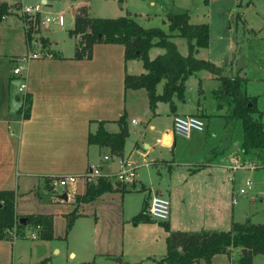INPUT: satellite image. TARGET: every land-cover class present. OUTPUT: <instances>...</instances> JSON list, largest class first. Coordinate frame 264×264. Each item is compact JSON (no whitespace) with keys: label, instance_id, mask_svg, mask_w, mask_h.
Wrapping results in <instances>:
<instances>
[{"label":"rangeland","instance_id":"rangeland-1","mask_svg":"<svg viewBox=\"0 0 264 264\" xmlns=\"http://www.w3.org/2000/svg\"><path fill=\"white\" fill-rule=\"evenodd\" d=\"M16 1L8 0L11 14L0 25V57L11 64L5 68L7 72L11 71V73L15 64L11 59L24 57L28 51L26 29L24 30L23 27L25 17L22 16L21 8L41 3V0H22L20 8H18L13 6ZM47 1L49 5L44 7L45 13L37 17L35 21L27 22V26L31 28L32 32L31 50L46 49L47 44L43 41L45 39L51 42L53 50L61 51L64 57H72L75 53V41L69 36V31L73 28L74 18L78 14L77 9L81 5L70 0ZM250 1L251 3H249ZM124 2L122 6L129 12L135 13L157 12L154 10L160 9L158 5L162 4L159 0H155L154 6L149 5L150 0H125ZM174 2L173 5L165 7V15L167 13H182L187 10L189 14L198 19V13H201L198 7L206 11L201 21L206 22L209 27L208 48L199 50L197 58L208 57L209 60H216V66L219 65L218 67L223 69L225 75H229L231 72L232 75L238 73L240 77H244L245 91L255 98L257 109L261 112V121L264 123V0H208V2L206 0V6L203 5V0H174ZM87 3L89 14L94 18L114 19L122 15L121 6L117 0H87ZM197 3L200 6L196 5ZM61 11H64L62 26L56 23L41 24L46 14L51 17ZM193 22L198 21L193 20ZM137 23L142 28L150 26V28L156 27L163 30L159 21L151 23L138 21ZM227 28L231 30L230 36ZM231 36L236 48L234 46L232 64L229 65L225 51L227 40ZM170 40L176 44L181 53L185 52L184 39L171 35ZM160 50L162 51L159 48H151L148 58L153 59L161 53ZM36 61L38 60L31 61L29 66ZM132 63L141 66L139 61ZM196 75H192L186 80L183 99L185 104L181 105L182 100L174 99L173 101L175 105L183 109L177 110L178 113L192 111L195 107ZM158 86L156 91L161 92V87ZM203 88L205 89L204 86ZM211 90L210 88L206 89L204 97L199 98V106L210 117L207 132H192L188 139L175 135L170 146H163L155 140L158 130L171 131V113L168 104L158 102L152 113L145 100L143 112L146 113V117L137 108L134 112L136 116L132 117L136 124H130L131 117H128V136L125 139L123 154L124 156L130 154V159L137 168L134 185L129 183L122 186L125 189L122 195L116 191L110 194L115 200L111 201L113 210L106 209L98 212V215L104 218L105 232L107 225L115 226L118 229L115 235H118V244L122 243L123 250L121 257L123 261L120 264H125V261L129 264H155L152 258L158 259L164 255L163 222L151 220L133 222V218L140 212L143 202L148 197L149 191H157L168 200L169 215L166 221L171 218L172 227L177 230L171 232H196L200 226L204 230L227 232L230 231L232 223H242L244 220H248L252 224H264V172L262 169L264 154H259L258 158L252 156L247 159L256 165L255 169H250L249 166L234 171L222 169L223 165L229 163L234 155L241 156L242 133L239 121L232 124L228 147L212 162L214 167L211 168L217 175L215 187H211L209 182H205V172H190L194 166L202 162L204 146L211 148L220 144L219 141H224L220 129L221 117L215 116L224 115L226 108H216ZM134 100L139 104L136 99ZM254 116L256 117V114ZM108 129L110 130L111 127ZM144 145L147 146L146 149H144ZM90 158L91 156H89V160ZM92 160L94 163L91 167L96 166L95 159ZM245 162L243 164H247ZM144 163H147V166H144ZM110 167L111 173H113L115 163L112 162ZM229 177L233 178L232 181L228 180ZM202 178L205 179L204 183ZM245 181H249L250 184L246 186ZM112 183H114L113 179ZM179 189L184 190L182 196L179 194ZM240 189L243 190V193H239ZM82 191L83 186L78 185L75 191L68 193L67 203H58L65 207V211H71L75 205L74 196L82 194ZM62 192V189L54 191L56 195ZM30 194L40 201H46L55 195L51 191L38 193L35 190H31ZM208 211L212 213L213 218H204V212ZM25 229L27 230L24 231ZM25 229L18 228L21 233L15 240L14 264H73L80 263L85 258H88L91 264H118L112 261L111 256L97 254L99 250L104 252L108 246L107 242L103 241L102 243L100 238L93 234L92 218L76 221L67 238L65 222L61 220H57L55 223V238L53 240L32 239L30 233L36 228L27 226ZM22 234L24 236L20 237ZM8 249L12 250V247L8 246ZM71 253L74 254L72 258L69 257ZM239 258L238 253L232 257L220 254L213 258L211 264H238ZM198 264H203V262L199 261ZM252 264H264V257L253 256Z\"/></svg>","mask_w":264,"mask_h":264},{"label":"crops","instance_id":"crops-1","mask_svg":"<svg viewBox=\"0 0 264 264\" xmlns=\"http://www.w3.org/2000/svg\"><path fill=\"white\" fill-rule=\"evenodd\" d=\"M21 1L22 0H17L16 3H20ZM124 1L125 0L120 2L117 1L121 6L120 10L122 12V15L119 17H129L133 18L136 22L143 21L145 23L159 21L163 30L167 29L165 7L171 4L173 5L175 3L174 0H159L162 3L158 5V8H160L161 11L158 9L154 10L157 12L146 11L143 13L129 12L127 8L122 6V4L125 3ZM205 1L206 0H203L204 6H206L208 0L207 2ZM3 2H6L10 7L8 0H0V3ZM72 2L81 5L77 9L78 13L82 9L90 16L87 0H75ZM154 2L155 0H150L149 5L154 6ZM41 3H46L47 6L49 5L47 0H41ZM249 3H251V1ZM196 5L199 4L197 3ZM198 8L201 10V13H198V19L196 16V18H194L193 15L185 10L189 16V23L193 25L201 23L207 24L206 22L201 21L202 17L205 16L206 11H204V9L202 10L201 7ZM6 18L7 17H5V19ZM5 19H3V21H5ZM193 20L198 22H193ZM3 21L0 25H2ZM148 28H150V26H148ZM229 28H227V32L230 36L231 30H229ZM171 35H175L176 37V32L171 33ZM73 40L76 41L74 38ZM46 41V49L53 53V57L51 59H39L35 63L33 62V64L29 66L28 72L25 76L26 91L31 101L30 114L27 119L21 114V100L18 89L22 81L19 77L13 76L11 71L7 72L5 70L6 66L8 67L11 64H8L6 59L0 57V191L14 192L16 219L37 214L52 215L55 238L56 221H64L66 228L67 215L71 212L65 211V207L58 203L66 202V200L63 199V196L66 194H55L51 199L40 201L30 194L31 190H35L38 193L45 191L42 188V183H44L45 179L48 177L83 174L89 167H91L92 163H94L92 162V159H95L96 166H101L103 171L110 173V164L112 162L104 161V157H109L110 159L113 157L105 148L88 145L87 138L89 134L96 132L100 122H104V128L107 132L116 133L118 131L116 120L121 114H124L126 124L128 123V117H131L129 120L130 124H136L134 118H132L136 116V113H134L136 108L140 109L142 114H144V117H146V113L143 111L145 110L144 104L145 100L147 101V97L145 91L142 89L124 90V75H139L143 70L141 66L133 65L132 62L138 60L124 61L123 47L121 45L96 44L93 47L92 57L86 61L75 60L74 54L72 57H64L61 51L56 52V50L52 49L49 40ZM226 46L225 55L227 63L229 62V65H231L232 51L236 48L232 36L227 40ZM198 51L195 54L196 58ZM178 52L184 56L186 55V48L184 53H181L179 50ZM162 53L163 50L160 54ZM15 58L11 59V61H14ZM198 59L208 60L213 64L216 63V60H209L208 57L205 59ZM52 61L56 63H50ZM192 75H196L195 107H193L194 109L192 111L178 113L177 110L181 111L183 109L175 105L173 102L174 109L173 111H170L171 121L174 116H197L204 123L205 131L203 130L202 132L205 133L207 132L210 117H208L203 108L199 106V98L204 97V91L206 89H216L219 82L205 71H198ZM226 76L233 75L230 72V74ZM158 85L157 86L161 87L162 90V83ZM156 93L160 94L161 92H158L157 90ZM248 96L251 97L250 95ZM134 99H136V102H139V104L135 103ZM184 104L185 101L182 100L181 105ZM222 115L223 114L215 117H221ZM256 118L263 123L261 121V112L256 115ZM109 127H111L110 130L108 129ZM155 140L163 146H170L174 141V135L170 133V130L160 129L157 131ZM146 148L147 146L144 145V149ZM89 156H91L90 160ZM118 158H130V154L124 156L122 151V155ZM212 162L205 165L197 172H205L204 178L206 181L202 178V182H209L211 187H215L217 183V175L211 168L214 167ZM244 162L245 160L242 155H234L229 163L223 165L222 169L229 171L228 168L236 164L249 167L254 165L253 162L248 161L245 162L247 164H243ZM253 169H255V167ZM229 178H231L232 181L233 178ZM134 181L135 179L131 183L132 186L134 185ZM111 184V193L103 195L95 202L80 205L79 210L84 213L85 216L77 218L74 221L73 226L76 221L92 218L93 234H95V237L97 236V238H100L102 243L103 241L105 243L107 242L108 246L104 252H100L101 250H99L97 251V254L111 256L113 258L112 261L120 264L123 261L121 259L123 256V250L122 243L118 244V235H115V233L118 232V229L115 226L110 227L107 225V231L105 232V225L103 224L104 218L98 215V212L105 211L106 209H114L111 204V201L114 199H112L110 194L116 191L122 195L125 191L122 187L125 185H119L117 183ZM142 189H144V187H142ZM84 190L85 187L83 186V193ZM155 194L160 195L157 191H149V195L145 200L147 204L150 197ZM179 194L182 196L184 190L179 189ZM73 206L75 207V205ZM206 217L213 218V215L209 211L204 212V218ZM171 221V218L168 221H165L169 230L177 231L172 227ZM26 230L27 229L24 231ZM199 230H204V228L200 226ZM70 231L65 233L66 238ZM23 236L24 235L22 234L20 237ZM166 236L167 233L165 232V237ZM111 238L113 244L111 243ZM8 246H11L12 250L8 249ZM14 247L15 241L14 243L9 241L7 236L0 239V264H14ZM237 253L240 254L241 250L230 249L227 256L232 257ZM73 256L74 254H69L70 258ZM163 256L158 259L152 258L153 262L156 264ZM215 256L211 258V263ZM198 263L199 261L197 264ZM73 264L91 263L88 258H85L82 259L80 263ZM125 264L129 263L125 261Z\"/></svg>","mask_w":264,"mask_h":264},{"label":"trees","instance_id":"trees-1","mask_svg":"<svg viewBox=\"0 0 264 264\" xmlns=\"http://www.w3.org/2000/svg\"><path fill=\"white\" fill-rule=\"evenodd\" d=\"M15 4L14 7L20 8L19 2ZM10 14L8 4L0 3V23ZM165 19L166 31L156 27L142 28L129 17L94 18L81 9L74 18L73 28L69 31V36L76 40L74 59H90L96 44L121 45L124 61L138 60L143 70L139 75L125 74L123 88L124 90H144L148 109L152 113L158 102L168 104L170 111H173V99L183 100L184 84L193 73L205 71L214 77L219 85L211 91L212 99L217 109L226 108L224 115L221 116L220 127L224 141H219L220 144L215 147L204 146L202 162L194 166L190 170L191 173L210 164L228 147L232 124L235 121H239L241 125L240 152L243 159L249 161L247 159L252 156L258 158L264 154V124L254 116L259 113L256 100L246 94L244 78L238 73L226 76L222 68L208 60L195 57L199 49L208 48V25L190 24L187 12L167 13ZM173 32H176L177 37L184 39L186 55H181L176 45L170 40ZM26 38L31 41L30 30L26 32ZM43 41L47 43L46 40ZM153 47L162 49L163 53L149 59L148 51ZM160 83H162V90L160 94H157L156 87ZM30 105L31 101L27 96L25 119L29 118ZM116 124L118 131L109 133L104 128V122H100L96 132L89 134L88 145L105 148L112 157H120L127 137L124 114L116 120ZM262 169L264 172V164ZM49 178L42 183V188L46 192L51 191L55 194L48 185ZM111 192V182L100 178L96 185L86 186L83 194L75 195V207L67 215L66 233L70 231L77 218L85 216L79 210L80 205L95 202ZM63 194L67 195L64 190L61 195ZM14 202L13 191H0V239L7 236V232L12 229L16 221L20 230L27 226L39 227L38 239L40 240L48 241L54 238L52 215L37 214L16 219ZM146 208V201H144L140 212L133 218L134 223L149 221ZM162 225L167 233L164 240L166 252L156 264H197L200 260L203 264H211L213 256L228 255L230 249L245 250L244 254H239L238 264H252V257L256 255L264 257V224H252L244 220L242 223H232L230 231L227 232L209 230L171 232L165 222Z\"/></svg>","mask_w":264,"mask_h":264},{"label":"built area","instance_id":"built-area-1","mask_svg":"<svg viewBox=\"0 0 264 264\" xmlns=\"http://www.w3.org/2000/svg\"><path fill=\"white\" fill-rule=\"evenodd\" d=\"M46 3H38L35 5H28L22 6V16L25 17L24 19V30L26 32L31 30L27 26V22H33L37 17H40L44 14V7H46ZM64 11H61L58 14L53 16H48L46 14L43 21H41L42 25H49L56 23L59 26L64 24ZM5 19V17H4ZM32 34V32H31ZM27 42V55L21 58L14 59V67L12 70V74L15 77H19L22 83L19 86V93H20V100H21V114L24 116L25 107H26V100H27V91H26V84H25V76L29 69V64L33 60H39L42 58H52L53 54L49 52L47 49H40V50H31L32 42L26 39ZM204 130V123L203 121L193 115L188 116H174L171 121V131L172 135L181 136L184 138H188L190 133L192 132H202ZM113 157L110 159L109 157H104V161L106 162H114L115 163V171L113 173H108L102 170L101 166H92L89 167L83 174L81 175H68L62 177H50L48 179V185L53 190L56 191L57 189H62V191H66L67 195L71 191H75L78 185L92 186L98 183L100 178H105L112 183V179L114 183L119 185H126L132 183L135 176H136V166L134 162L130 158H115L114 161ZM147 166V163L143 164ZM241 167H247L244 165L236 164L232 167H229L228 170L234 171ZM255 166L251 165L250 169H253ZM231 180V178H229ZM250 184L249 181H245V185L248 186ZM239 193H243V190L240 189ZM146 215L151 221L156 222H165L169 215V203L166 198L161 195H152L148 201L147 208H146ZM20 231H18V221L15 222L14 226L11 230L7 232V238L9 241L13 242L18 238L20 235ZM39 233V227H36L35 231L30 233V237L32 239H37Z\"/></svg>","mask_w":264,"mask_h":264},{"label":"water","instance_id":"water-1","mask_svg":"<svg viewBox=\"0 0 264 264\" xmlns=\"http://www.w3.org/2000/svg\"><path fill=\"white\" fill-rule=\"evenodd\" d=\"M63 199L66 200L67 199V195H64ZM244 253H245V250H241V254H244Z\"/></svg>","mask_w":264,"mask_h":264}]
</instances>
